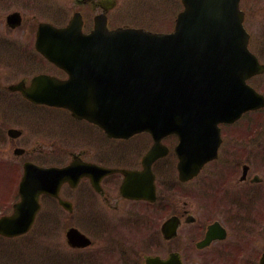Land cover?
I'll return each instance as SVG.
<instances>
[{
    "label": "water",
    "instance_id": "1",
    "mask_svg": "<svg viewBox=\"0 0 264 264\" xmlns=\"http://www.w3.org/2000/svg\"><path fill=\"white\" fill-rule=\"evenodd\" d=\"M182 2L184 10L170 34L102 27L82 35L77 19L63 29L43 25L38 32L45 31L46 38L58 40V64L69 73V80L58 85L65 90L58 101L65 97L73 113L85 111L87 118L110 125L116 136L155 129L161 137L176 126L191 127L189 135L187 130L179 131L178 148L179 168L192 161L191 177L216 157L220 140L217 124L231 122L264 104L244 84L245 78L262 68L246 49L239 0ZM83 57L89 58L88 65ZM188 151L195 156L186 157ZM67 172L40 169L41 177L48 180L42 190L55 194L58 181ZM28 190L23 179L22 201L12 216L0 219L2 233L14 236L29 229L37 203L29 200ZM29 208L34 211L30 216ZM73 233L67 235L70 240ZM210 238L208 234L205 241ZM144 264L181 262L172 254L167 260L145 257Z\"/></svg>",
    "mask_w": 264,
    "mask_h": 264
},
{
    "label": "flooded vegetation",
    "instance_id": "2",
    "mask_svg": "<svg viewBox=\"0 0 264 264\" xmlns=\"http://www.w3.org/2000/svg\"><path fill=\"white\" fill-rule=\"evenodd\" d=\"M0 1L4 3L3 8L9 5L11 7L5 16H0V24L3 23V33L0 34V171L10 175V180H14L15 177L18 180L26 163L40 168H63L70 165L72 167L69 175L71 182L65 181L61 184L58 199L48 195L40 196V210L36 220L39 216L45 215L43 212L47 203L56 205L61 216L72 220L91 221L116 218L124 211L128 215L127 207L131 205L156 206L157 210L167 207L170 209L177 188L183 189V193L188 196V189L185 186L199 179L208 166L220 162L219 147L217 160L206 164L194 178L182 181L177 172L175 148L179 141L176 135L161 139L165 154L150 161L146 166L144 157L153 146V139L149 133L141 132L129 138H112L97 125L73 117L68 110L58 105L24 97L23 92L30 90L46 92L48 89L46 77L58 84V79H64L66 74L58 68V64L49 61L37 51L35 34L40 22H33L24 16V11L23 13L19 11L21 8L29 12L35 6V0ZM148 1L150 0L146 3ZM38 2L41 3V11L47 14L42 22L58 24L51 22V19L58 15V5L52 0ZM115 3L117 6L118 0H115ZM109 4V0H72L71 17L75 13L80 14L83 29L88 32L93 27L95 16L104 14L110 27V15L116 6L111 9ZM163 6L162 3L160 9H163ZM144 7V4L136 6L137 9ZM169 8L172 6H167L166 11ZM11 12H18L21 16L17 27L8 25L6 16ZM16 31H21L22 36L16 37ZM260 82L264 83V80ZM235 140L236 146L239 147L241 135L236 136ZM246 140L248 151L245 153L248 157L245 158L247 163L243 165L247 164L248 170L244 183L250 182L251 179L248 176L251 155L256 148L255 133L245 135ZM9 185L11 183L8 182ZM17 194L13 187H8L5 202L9 204L17 199ZM60 200L69 206L70 210L62 208ZM186 207L185 202L181 206L178 203L176 211L165 218L156 232L160 234L162 241L169 243L179 238L184 225L193 226L188 234H191L190 241L196 248L205 236L208 226L219 220L210 219L204 225L201 221L198 224L191 210ZM127 217L122 220L125 221ZM152 218L155 220V217ZM172 218L178 219L176 238L164 240L163 223ZM152 220L149 218L148 221L145 218L133 221L140 226L142 222L150 224ZM157 220L158 217L155 221ZM136 226L135 224L134 227ZM154 236L156 235H151L152 242H156ZM210 245L208 248L220 245V240H215ZM203 250L205 249L201 251ZM218 255L220 259V250ZM182 260L184 262V258Z\"/></svg>",
    "mask_w": 264,
    "mask_h": 264
},
{
    "label": "rangeland",
    "instance_id": "3",
    "mask_svg": "<svg viewBox=\"0 0 264 264\" xmlns=\"http://www.w3.org/2000/svg\"><path fill=\"white\" fill-rule=\"evenodd\" d=\"M146 1L118 0V5L111 14V25L119 26L128 23L143 26L152 32L171 31V22L176 9L174 2L150 0L146 3ZM34 2L35 6L29 12L21 8L19 11L21 13L24 11V16L33 22H41L47 14L41 11V3L38 0ZM52 2L58 5V25H62L71 15L72 0H52ZM162 2L163 9H158L162 6ZM138 4H144L145 7L137 9ZM3 5L4 3L0 1L1 17L11 10L10 5L7 8H3ZM167 6L172 8L166 11ZM241 9L246 17L245 28L251 36V49L257 50L261 59L264 60V0H242ZM156 17L158 19L154 20ZM1 33H3V23L0 24ZM20 36H22L21 31H16V37ZM261 87L264 92V84ZM248 127L255 129V136L258 137L255 138L256 148L251 155V169L248 177L259 176L262 182L258 185L239 182L241 166L247 163L245 152L248 151V144L245 148L238 149L235 137L245 135ZM224 137L227 144L223 155L220 156V162L208 166L199 179L185 186L188 189V196L183 193V189L177 188L170 209L167 207L157 210L156 206L131 205L127 207L128 215L124 211L116 218L108 217L91 221L72 220L61 216L56 206L46 205L44 212L47 214L39 218L33 230L25 237L14 240L0 239V264H142L143 255L165 257L171 250L180 252L185 264H213L220 249V258L225 251L230 252L226 262L234 258L237 264L239 262L241 264L243 260H246L244 264H257L264 250V205L247 201H245L247 204H243L239 202V199L233 198H240L247 190L262 194L264 197V117L261 114L247 115L238 126L226 128ZM213 171L215 173H212ZM5 185L7 183L2 180L0 172V198L3 197L0 202V215L11 210V204L5 203L7 194ZM183 202L186 203V208L191 210L198 224L201 221L204 225L210 219L219 220L226 228L227 239L220 245L197 251L193 247V242L190 241L191 234H188L193 226L184 225L179 238L175 241L169 243L162 241L160 234L156 231L165 218L176 211L178 203L181 206ZM147 215L150 220L153 219L150 224L142 222L139 226L133 221L145 218L149 221ZM125 216L128 217L123 221ZM237 216L241 219L237 220ZM152 217H155V220L158 217V220L155 221ZM135 224L136 227H134ZM71 225L90 237L94 246L85 250L69 248L64 241V231ZM151 235H156L154 236L156 242H152ZM220 264L228 263L220 259Z\"/></svg>",
    "mask_w": 264,
    "mask_h": 264
}]
</instances>
